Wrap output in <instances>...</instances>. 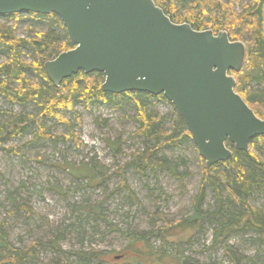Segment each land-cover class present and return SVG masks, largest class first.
Listing matches in <instances>:
<instances>
[{"label": "rangeland", "instance_id": "374dc122", "mask_svg": "<svg viewBox=\"0 0 264 264\" xmlns=\"http://www.w3.org/2000/svg\"><path fill=\"white\" fill-rule=\"evenodd\" d=\"M245 4L246 0H235V11ZM23 14L16 19L1 17L0 23L15 25L14 33L22 39L52 29L51 23ZM34 58L29 50L21 55L28 62ZM6 60L0 53V63ZM26 75L34 79L31 73ZM134 99L122 97L88 106L74 103L63 116L78 135L76 141L35 140L36 127L21 137L4 140V148H19L20 153L0 150L1 232L15 251L25 254L23 264H232L223 249L212 250V229L217 226L212 222H203L197 234L177 231L169 239L175 244L162 245L160 229L194 215V199L202 182L201 162L193 141L187 138L176 148L167 146L156 152L158 158L165 157L175 166L176 175L163 170L137 171L133 157L154 143L133 135L140 126L135 101L164 117L170 133L176 130L177 113L165 99ZM0 111L23 116L38 113L33 105L12 106L1 97ZM75 118L80 121L78 126ZM42 124L46 134L69 136L65 123L45 119ZM256 139L253 152L263 159L264 140ZM86 166L93 169L92 183L89 172L87 177L74 176L76 172L83 175ZM123 179L131 196L120 188ZM247 199L264 214V192L254 188ZM215 208L206 186L202 210L212 213ZM139 237L146 245L131 247V241ZM254 239L240 235L228 241L239 264H264V247ZM160 247L166 256L158 261L148 248L154 252ZM140 249L146 254L138 255ZM25 251L32 255L26 256ZM93 252L100 258L87 261ZM118 256L124 258L117 260Z\"/></svg>", "mask_w": 264, "mask_h": 264}, {"label": "trees", "instance_id": "16d2710c", "mask_svg": "<svg viewBox=\"0 0 264 264\" xmlns=\"http://www.w3.org/2000/svg\"><path fill=\"white\" fill-rule=\"evenodd\" d=\"M155 5L163 10L174 24H189L196 31L211 30L214 34L224 31L231 41L243 43L246 50L245 63L239 73L230 72L235 79V92L249 105L254 114L264 120V0H246V4L240 11H235V0H153ZM24 15V14H22ZM31 19L45 20L51 23L47 32H35L31 39L18 38L14 33L15 25L0 23V53L6 55L7 60L0 63V97L8 104L14 106L33 105L38 110L36 115H12L7 111H0V150L11 154H19V148H4L3 142L8 137H21L31 127L37 128L35 140L44 139L51 142L68 141L70 138L78 139V135L72 132V127L65 121L64 113L70 111L74 103L106 104L109 99H121L122 97L144 96L153 98L148 94L128 93L113 96L102 92L103 75L92 73L85 75L80 72L61 82L58 87L47 79L44 64L56 58L59 54L73 49L60 19L51 14L40 16L27 14ZM19 15L6 16L4 18H19ZM57 30V31H55ZM24 50H29L34 59L31 62L21 59ZM33 75L30 79L26 73ZM258 88L259 90H257ZM156 99H164L157 96ZM140 123L139 129L133 134L153 142L154 146L137 153L132 160V165L140 173L147 170H163L175 174V166L165 157L158 158L156 152L164 147H177L191 139L181 120L176 114V130L169 132L165 127V118L157 113L148 111L142 103L135 101ZM45 119L57 120L68 125L69 136H54L46 134V128L42 122ZM76 126L79 119L75 118ZM257 141L264 140L259 137ZM227 147L232 151V157L225 163H218L206 169L202 159V182L200 190L194 199V215L189 218L166 225L165 229L158 231L162 239V245H173L169 242L171 234L177 231L193 232L201 231L203 222H212L216 227L212 229V250L223 249L225 256L232 264H239V257L228 246L232 237L253 235L255 242L264 247V214L252 207L248 196L254 188L264 192V158L259 159L254 150V142L249 144L248 153L238 152L231 145ZM200 158V157H199ZM223 167L224 170H220ZM73 171L81 168L70 167ZM83 175L76 172L74 176L87 177L89 172L90 183L94 180L93 169L85 167ZM209 189L216 208L212 213L202 210L205 196V187ZM120 188L131 196L125 179L121 181ZM223 192L226 199H223ZM25 212L29 209L22 207ZM0 225V264H23L25 254H22L10 246L1 232ZM146 245L143 237L134 238L130 246L137 243ZM180 243H178V246ZM144 249L138 250L139 254H146ZM153 255L158 256V261L166 256L162 247L156 251L148 248ZM26 252V251H25ZM150 254V253H149ZM32 255L27 251L26 256ZM120 259L124 258L119 256ZM97 253L88 254L87 261L99 259ZM145 264V263H143ZM181 264H186L183 261Z\"/></svg>", "mask_w": 264, "mask_h": 264}, {"label": "water", "instance_id": "95a60500", "mask_svg": "<svg viewBox=\"0 0 264 264\" xmlns=\"http://www.w3.org/2000/svg\"><path fill=\"white\" fill-rule=\"evenodd\" d=\"M23 13L57 16L75 46L45 62L54 87L80 72L100 73L106 94L162 96L206 169L231 159L227 144L248 153L264 137V120L229 75L242 70L245 46L226 32L174 24L153 0H0V18Z\"/></svg>", "mask_w": 264, "mask_h": 264}]
</instances>
